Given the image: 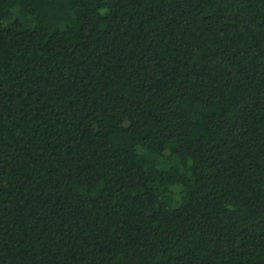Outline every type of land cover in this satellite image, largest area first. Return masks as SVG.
<instances>
[{"label": "trees", "instance_id": "obj_1", "mask_svg": "<svg viewBox=\"0 0 264 264\" xmlns=\"http://www.w3.org/2000/svg\"><path fill=\"white\" fill-rule=\"evenodd\" d=\"M0 264H233V0H0ZM235 264H264V0H235Z\"/></svg>", "mask_w": 264, "mask_h": 264}]
</instances>
